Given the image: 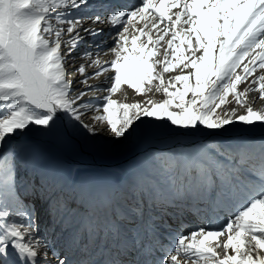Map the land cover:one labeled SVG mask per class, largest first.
<instances>
[{"label":"snow or ice","instance_id":"obj_1","mask_svg":"<svg viewBox=\"0 0 264 264\" xmlns=\"http://www.w3.org/2000/svg\"><path fill=\"white\" fill-rule=\"evenodd\" d=\"M108 7L100 0H0V264H47L51 248L40 234L35 208L18 198L16 149L9 144L14 136L54 133L64 117L96 136L101 129L85 123L86 110L115 141L134 136L145 120L189 134L219 132L236 123L264 133V112L250 106L243 115L235 108L217 113L229 96L242 108L250 91L264 100V75L251 81L255 87L238 91L264 69V0H139L131 10ZM94 8L106 15L88 14ZM102 24L114 32L110 48L99 40ZM85 36L92 38L89 50L75 66L72 53L84 46ZM108 55L110 60L102 58ZM69 67L78 81L69 78ZM102 76L107 87L89 84ZM125 85L146 99H113ZM94 92L102 93L99 101H85ZM148 93L163 99L147 98ZM236 151L241 164L255 160L258 167L220 162L208 150L173 155L154 163L153 183L140 191L141 201H151L160 219L169 206L182 212L189 201L194 208L206 200L216 211L230 213L226 224L209 222L165 247L155 224L146 229L151 235L145 244L130 240L122 223L106 214L96 229L106 227L114 238L115 257L107 264H125L118 257L133 252L137 259L129 264H264V137ZM143 211L137 204L124 218L142 220ZM121 215L119 209L111 213Z\"/></svg>","mask_w":264,"mask_h":264},{"label":"rangeland","instance_id":"obj_2","mask_svg":"<svg viewBox=\"0 0 264 264\" xmlns=\"http://www.w3.org/2000/svg\"><path fill=\"white\" fill-rule=\"evenodd\" d=\"M175 74H178V70L177 72L166 74V77ZM261 75H264V69H257L253 76L248 78V81L238 86V91L243 92L249 87H255V85L251 84V81ZM102 81L103 76L99 79L90 80L89 84H97L101 87H107L108 85L102 84ZM83 87V85L78 86V88ZM124 92L127 93L126 100ZM93 94L91 95L92 97H85V101L91 100L93 103L98 102L102 93L94 92ZM147 98L159 101L163 99V96L162 94L158 93H148ZM113 99L121 100L127 103H134L142 102L146 99V97L136 95L133 90L128 89L125 85L124 91L118 92L113 97ZM249 106L256 111L264 112V100L259 99V93L254 91L246 93L244 108L237 105L233 98L229 96L226 103L222 105L220 109H217V113L219 114L225 109H228L230 111L231 109L235 108L237 116L243 115L245 114L246 107ZM92 115H94V113L87 112L86 110V115L83 117V119L85 122L93 124L94 127L101 129V131L96 136H91L86 129L80 127L79 125L73 126L75 122L70 121L67 117L64 118V124L67 125V129L71 135H74L79 142H82L86 147L91 149L92 155L97 157L100 156L101 159L105 157V159L109 160L113 164V168H110L102 164L101 162L97 166L88 167L91 168L90 170H105L100 172H103L107 178L102 180V182H100L101 180H98L100 183L104 184H112L115 182V180L120 181V176L124 175L125 173L134 174L133 171L129 172L131 170H134L133 158H129V153H132V150L135 147L144 145L151 141L150 145L141 152V154H143L145 151L152 150L154 147H163L159 145L158 142H167V144H170L171 139L168 136L171 134L175 135L178 132H181V130L175 128L174 126L169 127L168 124L153 126L149 123V121L145 120V126H142V130L137 132L134 136H132L128 140L121 139L120 141H115L111 136L106 134V125L102 126L100 124H94L91 119ZM228 132L234 134L238 133L240 135L246 136H251L253 134H264L259 130H254L252 127L244 126L239 123L228 125L225 129H222L219 132H208L197 129L194 133H187L189 136H192V138L194 135L200 134V137L202 136L201 138H208L209 141H206L205 143L191 151H181L178 149H173L170 152L164 153L158 151L146 153L144 156H142L141 159H139L142 160L144 158L145 162L147 163L149 175L145 181L146 185L148 186L153 183L151 177L155 175V162L168 157H172L173 155L198 153L202 150H208L209 152L214 153V158L219 160L220 162H225L223 160L224 158L230 160L232 164L235 163L237 167L246 166L248 164H255L258 167V162L255 160H248L247 163L244 164H241L240 156L237 160H233L231 155H239L236 151V147L240 145L241 141L232 137H230V139H219L221 136H227ZM33 134L45 136L40 131L32 130L28 133L14 136L9 141V144L16 149V156L14 158V181L18 192V198L23 202L24 199H28L29 202H24L25 205H27L29 208H35V216L37 217L40 234L43 238L46 237L45 240L48 242V244H51V246L53 245L49 251L52 253L58 251L65 254L63 258H61L62 256H58L56 259H54V264H58L59 260H65L66 264H70L73 261V259H71L70 256H68V254L63 251L64 249H66L67 245L71 246L70 243H73L74 245H77L81 248L86 247L88 251L93 250L92 253H98V250H100L101 252L102 247L109 249L111 246H108V241L114 240L110 230H106L108 229L106 227L99 230L96 229L97 219L99 218L100 220H103L106 215L103 214V207H100L98 209L96 205H92L91 207L89 206L88 209H81L79 204L80 201L76 199L71 192V186H68L65 190L58 192L54 189V186L51 184V182L48 181L47 176H50L53 170L49 168L50 166H53L56 161L60 160L63 163L62 169L65 170L73 165V160L63 158L59 154L58 150L56 148H53L54 150L52 151V153H49L48 151L45 152L46 157L39 164V166H37V169H35L38 173L34 174L35 170L32 171V167L35 165L31 162L32 158H35V163H37L40 162L42 156L40 155L41 150H39L37 145L32 142L31 138H33ZM47 136L52 139L53 133L48 134ZM213 136L219 137L218 140H211ZM191 139L190 141H192ZM228 144L230 145V147L226 146ZM0 147H2V145H0ZM220 153H224V155L221 156ZM137 154H140V152H138ZM53 156H55V158H52ZM79 157L83 158L81 154L79 155ZM226 162L230 164L229 161ZM123 168L125 171L123 170ZM106 171L113 172L115 175L110 177L106 174ZM98 173H96V175ZM139 194L140 192L137 193V195ZM131 196V199L137 198L136 195L131 193H129V195L125 197L126 199H129ZM121 200L122 198L120 192H118L117 196L114 199V202H119ZM105 204L106 205L104 208L106 209L112 207L111 202ZM130 208L131 207H126L125 209V205L122 206L119 209L122 215L115 217V219L118 222L122 223L129 236L134 234L137 240L140 235L137 221L124 218L127 216L128 210ZM129 220H131L132 222L129 223ZM128 224L134 225V232L130 230V228H127ZM109 234H111V237H109ZM98 256H100V253H98Z\"/></svg>","mask_w":264,"mask_h":264},{"label":"bare ground","instance_id":"obj_3","mask_svg":"<svg viewBox=\"0 0 264 264\" xmlns=\"http://www.w3.org/2000/svg\"><path fill=\"white\" fill-rule=\"evenodd\" d=\"M110 2L115 4V5L121 4V5H123V7L114 8L113 4H109L108 11H113V10H131L134 6H136L139 3V0H110ZM95 9H96V13H100L101 15H106V12L104 10H102V9L99 10V8H95ZM93 11H94L93 9H90L88 14L93 15L92 14ZM89 26H90V21L86 20L85 23H84V27L87 28ZM98 27H100L103 30V34L99 38V40L106 41V43L103 45L104 48H110L112 46V44H113V41L110 38L112 35H114L113 30L107 24L98 25ZM81 35H84V33L81 32ZM91 40H92V38L90 36H85L84 46L78 48L75 51L76 53L75 52L72 53V56L75 57V66H79V64L84 62V61H82L80 59V54L82 52H85V51L89 50L88 49V44L91 43ZM97 42H99V41H97ZM102 58L104 60H110L112 57L110 55H108V56H103ZM70 68H73V67H70ZM73 69L75 70V68H73ZM91 71H92V69L89 68L88 72L90 73ZM72 77H73V75H72ZM72 77L70 79H72ZM79 79H80L79 76L75 75V79L73 81H78ZM78 86H79V84H75L74 85L75 88H78ZM64 121H65V119H63L62 121L58 122V127H57L56 131L53 133V138L52 139L49 136H47V135L41 136L39 134H33L32 142L37 145L39 150H41V154L40 155H42V156H41L40 162H37V163H35V158H32L31 162L33 164H35L32 167V171L37 169V166H39V164L44 160V158L46 157V154H45L46 151H48L49 153H52V151L54 150L53 148H56L58 150L59 154L63 158L73 160V162H72L73 165L68 167L67 169L63 170L62 169V165H63L62 161H60V160L56 161L53 166L49 167V168H51L53 170H52L51 175L47 176L48 180L50 182L52 180V182L54 183L56 180L62 179L64 181V184H66L67 186L70 185V186L73 187V189H76L78 191V194L82 198V190L80 188L81 185H83L85 183L90 184V185L91 184H100V182H102V180L107 178L106 175L103 172H100V171H105V170H103V169L90 170L91 168H88V167L97 166L101 162L102 164H104V165H106V166H108L110 168H113V164L109 160L105 159V157L103 159H101L100 157L92 155V152H91L90 148L86 147L82 142H79L74 135L70 134V132L67 129V125L64 124L65 123ZM85 123H87V122H85ZM183 134L187 135V133H183ZM172 136H173L172 134L168 136L171 139V141H173L172 140ZM251 136L254 137V136H258V135L257 134H253ZM150 143H151V141L149 143H146L144 146L141 145L142 146L141 148L142 149H146L150 145ZM158 144L161 145V146H169V144H167L166 142H161V143L158 142ZM132 151H134V150H132ZM128 152H130V151H128ZM138 152L139 151H137L136 153H138ZM80 154L83 156V158L79 157ZM52 158H55V156H53ZM134 165H135V168H136V170L133 171L134 174L133 173L124 174V175L120 176V181L115 180V182L112 183V184H104V183H101V184L112 186V187H117V186L119 187V186H122V185H127L128 183H131V184L134 183V180L136 178L138 180L144 182L146 180V177H147V174H148L145 162L143 160L142 161H138L136 158H134ZM123 170H124V168H123ZM32 171H30V172H32ZM96 173H98V174L96 175ZM106 174L108 176H110V177L115 175L113 172H109V171H106ZM95 175H96V177H95ZM98 180H101V181L99 182ZM54 187L56 189H59L55 185H54ZM143 187H144V183L142 185H140L139 188L142 189ZM42 224H43V222H42ZM44 238H46V237H44ZM49 242H50V240H49ZM64 245H66V244H64ZM51 251H53V250H51ZM48 254H49L48 256H50L51 258L47 257V259H46L47 260V264H54V259H56L58 256H61V254H59V253L50 254V251H48ZM42 259H43V257H42Z\"/></svg>","mask_w":264,"mask_h":264},{"label":"water","instance_id":"obj_4","mask_svg":"<svg viewBox=\"0 0 264 264\" xmlns=\"http://www.w3.org/2000/svg\"><path fill=\"white\" fill-rule=\"evenodd\" d=\"M258 136H264V134H259ZM177 143H178L179 146H183V145L186 144L185 141H178Z\"/></svg>","mask_w":264,"mask_h":264}]
</instances>
